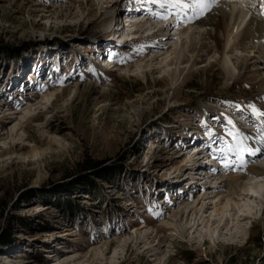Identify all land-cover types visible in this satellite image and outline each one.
<instances>
[{
	"label": "rangeland",
	"instance_id": "1",
	"mask_svg": "<svg viewBox=\"0 0 264 264\" xmlns=\"http://www.w3.org/2000/svg\"><path fill=\"white\" fill-rule=\"evenodd\" d=\"M103 1L0 0V264H264V178L247 171L264 154L227 152L229 133L264 150V41L228 54L262 63L238 76L212 52L178 72L200 29L121 44ZM197 137L226 144L227 167L209 151L218 168L194 167ZM235 175L250 196H226Z\"/></svg>",
	"mask_w": 264,
	"mask_h": 264
},
{
	"label": "bare ground",
	"instance_id": "2",
	"mask_svg": "<svg viewBox=\"0 0 264 264\" xmlns=\"http://www.w3.org/2000/svg\"><path fill=\"white\" fill-rule=\"evenodd\" d=\"M149 1L152 3V0H149ZM111 2H113V0L112 1L104 0L103 1V3L105 4L104 8L105 9H107L108 7L110 8V6L113 5V4L111 5ZM252 2L253 1H250L249 3L242 2V6H238L237 3L235 2L232 3L229 0H216V2L212 5L210 10L206 12L203 17L192 19L190 15L187 17L185 16L184 19L178 20V23L179 22L180 23L179 24L177 23V25L175 22L176 18H170V16L169 18L162 20L156 16H153L152 14L151 15L150 14H140V15L135 14V15H132L130 18V21L128 24L129 29L128 28L126 29L127 32L122 33L121 31L123 30L119 31L121 32L120 37L116 34V31H117L116 23L112 24L111 21H108L107 26L109 25V28H107V31L109 30L108 33H110L113 30L116 36L114 40L116 41V38L119 37L118 42L121 44L125 43L126 45L127 42L125 41H127V39L126 37H124V35L128 33L130 34L131 32H133V33H136L135 35L136 37L134 36V38L131 39V42L140 41L145 47L146 46L150 47V49L155 48V47H160L161 49L165 48L167 50L171 48V46L168 43L165 45L162 44L161 46L160 44L162 42L159 43L158 40H164L163 39L164 36L166 37L165 39H169V40L174 39L176 37L181 38L182 36H184L183 35L184 31L178 30L179 25L181 23H184L187 26H194L195 28L200 29L198 32L200 39L196 40L193 46H190L186 49L187 53H189L190 56L187 60L182 59L181 62H179L180 64H183V66H180V69L178 67V72H180L182 68L184 69L186 68V65H184L185 63H187V65L190 64V66L195 65L196 63H198V61L202 62L204 59V56L212 52V53H215L216 58L214 60H211L208 63L209 67L214 66V62H216V64L221 65L225 74L228 77H231L232 74L228 67L229 65H232L233 69L234 70L236 69L237 76H238L249 65L254 66V63L256 64L257 62L254 59V56L250 54L242 58L240 57L241 59L239 60L238 58L235 57V63H234L232 62L228 54L231 52L233 48H237V49L240 48L250 53L251 51L255 50V46L252 45V42L264 41V20L261 19L262 17L261 15H259V9H256L255 11L251 9L250 4ZM158 12L165 13V9H162L159 6L157 8V13ZM106 18L109 19L110 17H105V20L103 19V21L106 22ZM171 24H173V27H177L176 34L175 33L170 34L169 29H170ZM110 28L112 29L110 30ZM146 31L147 33H144ZM234 37H236L237 40H234ZM184 38L186 39L187 36H184ZM115 47H116V44H115ZM145 51L146 50L136 51L135 55L140 56V57L142 56V59H144V57L147 54ZM135 55L131 54L130 57H135ZM154 58L155 57H153L152 59ZM262 61L264 64V59H262ZM100 64H103V63L101 62L98 63V65ZM167 64L169 65L172 64V61H169ZM257 64H262V63H257ZM127 67L129 68L130 65H128ZM157 70H158L157 67L152 68V72L157 71ZM260 83L264 84V78L260 79ZM82 87L92 88L94 86H92L90 83H83V84L81 83L75 87V91L79 92ZM42 89H46V88L42 87ZM63 91L65 90L62 89L61 92ZM38 116L39 115L37 114L34 117H38ZM241 140L243 141V148L247 149L246 151H244L245 153L247 152V153L253 154L254 158L259 155V152L255 150L253 143L247 142L244 136H242ZM196 150H197V153L193 152V155H192V156L198 157V160H194L195 162L194 167L196 165H201L199 164V159H200L199 157H200L201 151L199 150L198 147H196ZM261 152H263L264 154V150ZM240 154L239 156L236 157V159L239 161L238 162L239 164L245 165L247 162L244 158L241 157ZM221 160H225V159H221ZM36 163H38V161H36L35 164ZM247 171L248 173L250 172V174L255 177L264 178V166L262 165H256V164L251 165V166L247 165ZM241 178L242 176H239V175H235L233 177L229 176L227 178V181L229 184V194H226L227 197L230 195L238 194V193H241L243 195L246 194V196L249 195L248 192L247 193L245 192L246 187L248 186L247 183L239 182ZM247 218H250V215L247 213L241 212L238 215V219H247ZM134 233L135 232H133V234Z\"/></svg>",
	"mask_w": 264,
	"mask_h": 264
},
{
	"label": "snow or ice",
	"instance_id": "3",
	"mask_svg": "<svg viewBox=\"0 0 264 264\" xmlns=\"http://www.w3.org/2000/svg\"><path fill=\"white\" fill-rule=\"evenodd\" d=\"M215 2L216 0H152V3L159 4L162 9H165V13H152V15L164 20L167 19V12L172 10L177 18L181 15L186 17L190 15L192 19H197L199 17H203ZM250 7L254 11L259 9V15L264 17V0H253ZM120 62L122 63L123 61ZM251 111L254 116H264V111H261L254 106H252ZM228 123L231 124L232 121L229 120ZM229 135L233 136L235 147H229L227 152H234L237 156H239L240 152L247 150L243 148V141L236 139L235 133H229ZM223 163L225 164V167H227L226 159ZM235 170L236 169H233V171Z\"/></svg>",
	"mask_w": 264,
	"mask_h": 264
},
{
	"label": "trees",
	"instance_id": "4",
	"mask_svg": "<svg viewBox=\"0 0 264 264\" xmlns=\"http://www.w3.org/2000/svg\"><path fill=\"white\" fill-rule=\"evenodd\" d=\"M87 164H88V165H87L88 167H90V168L92 167V168H93V167L96 166L97 163L94 162V163H87ZM100 177H101V176H100Z\"/></svg>",
	"mask_w": 264,
	"mask_h": 264
}]
</instances>
